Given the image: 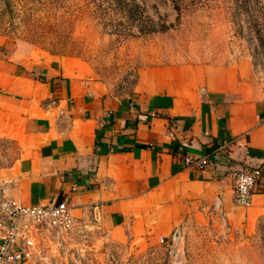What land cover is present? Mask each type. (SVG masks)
I'll return each mask as SVG.
<instances>
[{"label": "crops", "instance_id": "0c3cea01", "mask_svg": "<svg viewBox=\"0 0 264 264\" xmlns=\"http://www.w3.org/2000/svg\"><path fill=\"white\" fill-rule=\"evenodd\" d=\"M215 154L211 170L184 167ZM246 167L264 168V88L243 54L142 66L121 87L81 58L0 37V193L24 207L66 201L98 228L93 245L148 247L175 228L190 241L220 231L219 211L232 236L254 233L264 192L236 207L228 174Z\"/></svg>", "mask_w": 264, "mask_h": 264}, {"label": "rangeland", "instance_id": "374dc122", "mask_svg": "<svg viewBox=\"0 0 264 264\" xmlns=\"http://www.w3.org/2000/svg\"><path fill=\"white\" fill-rule=\"evenodd\" d=\"M258 30L264 0H0V37L12 50L81 58L98 78L121 87L142 66L242 54ZM85 226L64 236L57 264H169L158 243L93 245L98 228ZM219 227L190 241L184 233V264H264V220L245 236Z\"/></svg>", "mask_w": 264, "mask_h": 264}, {"label": "built area", "instance_id": "2783aa9c", "mask_svg": "<svg viewBox=\"0 0 264 264\" xmlns=\"http://www.w3.org/2000/svg\"><path fill=\"white\" fill-rule=\"evenodd\" d=\"M252 48L243 51L250 61L254 78L264 88V31L257 33ZM259 41V43H258ZM225 154V149L221 151ZM221 156L184 158V167L192 172H203L214 168ZM232 184V203L247 208L252 196L264 192V168L246 167L228 173ZM218 207V206H216ZM98 207H90L92 222H96ZM66 201L47 207H24L0 193V264H57L65 256L64 236L85 225L72 215ZM219 222L224 230H230L225 216L219 211ZM184 233L175 228L167 237H160L169 264H184Z\"/></svg>", "mask_w": 264, "mask_h": 264}]
</instances>
